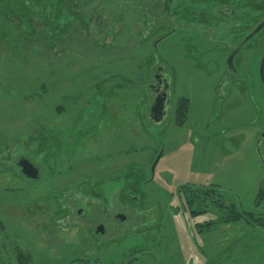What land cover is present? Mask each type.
Returning <instances> with one entry per match:
<instances>
[{
	"label": "rangeland",
	"instance_id": "obj_1",
	"mask_svg": "<svg viewBox=\"0 0 264 264\" xmlns=\"http://www.w3.org/2000/svg\"><path fill=\"white\" fill-rule=\"evenodd\" d=\"M263 21L264 0H0L5 264H264ZM156 64L172 81L161 124ZM17 154L40 181L11 167ZM111 194L130 219L96 241L102 206L83 198ZM231 207L248 221L227 223Z\"/></svg>",
	"mask_w": 264,
	"mask_h": 264
},
{
	"label": "flooded vegetation",
	"instance_id": "obj_2",
	"mask_svg": "<svg viewBox=\"0 0 264 264\" xmlns=\"http://www.w3.org/2000/svg\"><path fill=\"white\" fill-rule=\"evenodd\" d=\"M128 1H130V0H128ZM165 3H166V1H165ZM170 5H171L170 2L168 1L165 4V7H163V8L166 9V10H167V8H169L168 11H170V7H171ZM144 9L145 10H144V13H143L144 14L143 18L146 20V13L145 12H146V9L147 8H144ZM159 17L161 19L164 18L162 15H160ZM145 20L143 21V25H145L144 24L145 23ZM158 20H160V19H158ZM155 21H156V19H154V22ZM144 29H145V26H143V30ZM236 51H239V49H237ZM235 56H236V52H235V54H233L232 56H230L228 58V61L227 62H228L230 71H233L234 73L237 74V70L234 67ZM259 75H260V70H259ZM151 79H152L153 83L148 84L147 86H148V88L154 94L153 102L151 104V107H152V105L154 103V100H155L156 93H158L160 96L163 97L168 92V89H169V91H170L169 93H170V96H171V92H172V81L169 78L168 68L165 65H161V64H156V65H154L152 67V69H151ZM170 106H171V100H170L169 108H170ZM151 107H150V110H151ZM23 159L28 160L30 158H28L25 155H19L18 156V154H17L15 156V160L13 162L15 164H12L13 166H11V167L16 168L18 170V173L19 174H21L22 176H24L25 178H27L25 176V174L23 173L22 167H20V165H19V163ZM28 161L31 162L32 159H30ZM31 163H34V162L32 161ZM34 164L37 165V167H38L39 177H38V179H29V178H27L28 181H31L33 183L40 181L41 178L44 175V172L42 170L41 165L40 164H37V163H34ZM83 200L86 203H97V204H101V206H102V214H104L103 219L101 221L99 220L96 223V225L95 224L93 225V227H95V231H93L94 230L93 227L89 228V231L91 233V236L94 237V238H95L96 235L106 236V234L109 233V232H112L113 229L116 232L117 225L114 226L113 223L116 222L118 224L119 222H121V223L126 224L128 222V220L130 219V216H128L127 214H124L123 212H119V210H121V209H118L116 211L114 210V207H116L117 205L121 204V202L119 201V199L114 194H111L109 196V199H108L107 204L104 201H101V200H98V199H94V198H90V197H85V198H83ZM80 209H81L80 210L81 211V214H82V212L83 213L85 212V210L83 208H80ZM121 214L124 215V216H126V220L125 221L121 220V218L118 217V215H121ZM84 215H85V213H84ZM63 222H65L68 226L70 225V219L68 217H67L66 221H63ZM0 226L2 227V222H0ZM100 226L103 227V230H104L103 232H98V228ZM95 240L96 241H99L96 238H95ZM141 255L142 256H145V255L146 256H150L149 258H152V259H154L157 262L156 256L152 252L145 251V252L141 253ZM2 258H3V256L0 254V264H5V261ZM138 258H139V254L138 255H135V256H132L124 264H134L138 260Z\"/></svg>",
	"mask_w": 264,
	"mask_h": 264
},
{
	"label": "water",
	"instance_id": "obj_3",
	"mask_svg": "<svg viewBox=\"0 0 264 264\" xmlns=\"http://www.w3.org/2000/svg\"><path fill=\"white\" fill-rule=\"evenodd\" d=\"M264 28V21L258 26V28L255 30V33L261 31ZM260 79L262 81V83L264 84V56L262 58L261 61V65H260ZM169 89L168 92L162 97L160 96L158 93H156L155 95V100L154 103L151 107L150 110V119L152 120L153 123L155 124H161L162 122H164V120L166 119V117L168 116V112H169V104H170V93H169ZM264 140V134H262L257 141V151H258V155L260 157L261 163L264 166V157L262 155V151H261V144ZM160 159H157V161L154 163L152 171L154 174L156 165L158 163ZM18 164V163H17ZM20 167H22L23 169V173L25 174V176L29 179H38L39 177V171H38V167L37 165H35L34 163H31L30 161L23 159L20 163H19ZM81 213V211L79 212ZM118 217L121 218V220L125 221L126 220V216L124 215H118ZM103 227L100 226L98 228V232H103Z\"/></svg>",
	"mask_w": 264,
	"mask_h": 264
},
{
	"label": "trees",
	"instance_id": "obj_4",
	"mask_svg": "<svg viewBox=\"0 0 264 264\" xmlns=\"http://www.w3.org/2000/svg\"><path fill=\"white\" fill-rule=\"evenodd\" d=\"M189 106H190V100H188L186 98L179 99L177 102L176 111H175V119H176V124L179 127H182L187 120ZM196 188L192 185L183 186L181 194H183V195L186 194L188 197H189V195H195L196 196V195H198L197 193L199 191L198 188L197 189ZM212 190H214V189H212ZM212 190L206 191V195H208L209 193H213V192H210ZM262 195H263V189H261V193H260V196H262ZM231 211L232 212H231L230 220L226 221L227 223H238L242 220L248 221V215L251 216V214H249V213H245V214L239 213L236 210H234V208H232V207H231ZM192 215L194 217H196L198 214L196 212H193ZM19 262H20L19 264H28L27 258L24 257L23 255L22 256L19 255Z\"/></svg>",
	"mask_w": 264,
	"mask_h": 264
}]
</instances>
